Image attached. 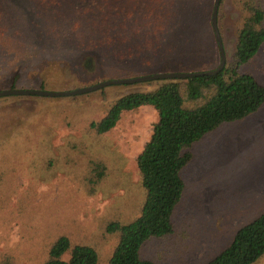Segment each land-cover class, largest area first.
Wrapping results in <instances>:
<instances>
[{
    "label": "rangeland",
    "instance_id": "1",
    "mask_svg": "<svg viewBox=\"0 0 264 264\" xmlns=\"http://www.w3.org/2000/svg\"><path fill=\"white\" fill-rule=\"evenodd\" d=\"M45 1L51 10L40 20L34 16L35 3L41 0H0L2 19L17 23L9 33H0V92H67L109 80L211 71L220 65L212 31L215 0H170L167 18L173 28L155 51L124 61L126 66L108 72L115 77L104 78L65 42L70 37L65 30L78 24L77 11L84 4L95 7L97 0ZM244 1L222 0L218 11L226 63L232 60L237 32L247 16ZM257 1L264 7V0ZM121 2L100 3L116 7ZM163 60L176 65L161 67ZM247 71L264 85V45ZM162 82L110 86L74 97L0 99V264H44L61 237L69 238L72 247L93 248L98 264L109 263L119 234H109L108 226L129 224L140 216L146 194L137 160L159 117L146 106L123 113L104 136L90 126L119 98L155 91ZM251 127L244 132L246 126H227L195 147L197 164L193 159L186 169V191L173 217V234L149 242L143 259L207 264L257 212L264 213V205L250 216L239 209L254 197L264 201V121L254 118ZM252 131L260 133L259 145H253L257 139ZM231 206L233 211L224 210ZM255 264H264V257Z\"/></svg>",
    "mask_w": 264,
    "mask_h": 264
},
{
    "label": "trees",
    "instance_id": "2",
    "mask_svg": "<svg viewBox=\"0 0 264 264\" xmlns=\"http://www.w3.org/2000/svg\"><path fill=\"white\" fill-rule=\"evenodd\" d=\"M41 1L35 3L34 16L40 20L48 18L51 10L48 2ZM101 1L97 0L95 7L84 4L77 11L78 24L64 29L67 37L70 36L65 42L82 54L86 67L99 68L100 77H115L108 72L124 67V61L140 53L155 51L164 34L171 31L173 22L167 18L171 2L121 0L115 7ZM244 9L247 16L237 32L232 60L222 72L216 76L166 80L155 91L125 95L116 100L102 120L91 124L97 135L104 136L117 126L123 113L147 106L154 108L159 117L150 141L137 160L146 194L140 216L129 224L108 226L109 234H119L108 264H154L143 259L142 250L149 242L173 234V217L185 194L183 174L192 160V147L223 124L244 120L263 107L264 85L247 67L264 45V7L257 0H245ZM127 12L132 16L126 15ZM0 18V33L1 30L9 33L17 26L13 20L2 19L3 15ZM214 39L219 50L215 34ZM175 65V61L163 60L159 66ZM49 254L44 264L99 262L93 248L72 247L67 237L59 238ZM68 254L70 258L65 260ZM262 257L264 214L238 230L231 245L207 264H255Z\"/></svg>",
    "mask_w": 264,
    "mask_h": 264
},
{
    "label": "water",
    "instance_id": "3",
    "mask_svg": "<svg viewBox=\"0 0 264 264\" xmlns=\"http://www.w3.org/2000/svg\"><path fill=\"white\" fill-rule=\"evenodd\" d=\"M220 3L221 0H215L214 11L212 16V27L216 41L219 46L220 65L212 71L190 72V73H161V74L132 78V79L109 80L98 83L91 87H84L67 92H47L44 90H7L0 92V99L5 97H12V96H21V97L38 96V97H50V98L74 97V96H80V95H85L96 91H100L110 86L133 85L138 83H146V82L159 81V80L161 81L176 80V79L187 80L191 78H198L204 76H216L217 74L222 72L226 66L225 48L217 23V16H218Z\"/></svg>",
    "mask_w": 264,
    "mask_h": 264
},
{
    "label": "crops",
    "instance_id": "4",
    "mask_svg": "<svg viewBox=\"0 0 264 264\" xmlns=\"http://www.w3.org/2000/svg\"><path fill=\"white\" fill-rule=\"evenodd\" d=\"M262 85H263V84H262ZM254 118H255V119H262V120L264 121V105H263V107H262L257 113L253 114L252 116H250V117H248V118H246V119H244V120H241V121H237V122H233V123H226V124H223V125L220 126L216 131H214V132L208 134V135L205 136L200 142L196 143V144L192 147V160H191L190 164L188 165V167L191 166V164H192V162H193V159H194V161H195V163H196V160H195V159H196V154H195L194 149H195V147H196L197 145L203 143L204 141H206L207 139H209V138H211V137H214L215 135H217L218 133H220V132L223 130V128H225V127H227V126H235V124H240V125H242L243 127L246 126L244 132H245L246 130H249V129L252 130L251 124H252V121H253ZM224 125H227V126H224ZM243 134H244V133H243ZM259 134H260V133H256V132H253V131H252V134H251V135H252L255 139H257V140H253V145H259V143H260ZM239 144H240V143H239ZM237 147L239 148V146H237ZM196 164H197V163H196ZM188 167H187V168H188ZM187 168H186V169H187ZM185 172H186V170H185ZM185 172H184V174H183V178H184L185 186H186ZM255 178H256V179L258 178V174H257V175L251 180V182H253ZM185 191H186V187H185ZM263 191H264V188H262L261 192H263ZM263 205H264V201H262V202H257L256 198L254 197L252 200H249V199H248V200H246L244 203H242V204L239 206V209H240L241 211L245 212V214H247L248 216H250V214H251L252 212L260 211V210H261V209H260V206H263ZM224 210H231V211H233V210H234V207L231 206V207L225 208ZM257 213H258V216L254 217V218L252 219L253 221L256 220L257 218H259L261 215L264 214L263 212H257ZM244 226H246V225H244ZM244 226H242V227H244ZM221 252H222V251H221ZM221 252H220V253H221Z\"/></svg>",
    "mask_w": 264,
    "mask_h": 264
}]
</instances>
